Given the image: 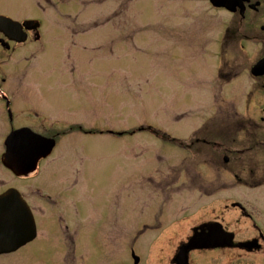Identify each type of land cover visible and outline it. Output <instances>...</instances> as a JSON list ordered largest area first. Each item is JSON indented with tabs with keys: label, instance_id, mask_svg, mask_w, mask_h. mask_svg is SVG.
<instances>
[{
	"label": "rangeland",
	"instance_id": "rangeland-1",
	"mask_svg": "<svg viewBox=\"0 0 264 264\" xmlns=\"http://www.w3.org/2000/svg\"><path fill=\"white\" fill-rule=\"evenodd\" d=\"M45 5L47 14L35 0H0V11L41 13L42 20L41 41L8 59L14 124L21 125L20 110L28 106L63 121L61 130L79 122L84 130L93 126L89 137L77 129L68 135L73 149L66 146V159L58 151L51 169L56 186L78 152L74 163L86 180L72 193L62 185V200L78 197L77 208L69 207L71 231L49 230L60 227L56 219L67 209L64 202L44 208L38 238L1 255L0 264H133L132 245L141 264H171L179 241L202 222L217 219L231 231H250L231 202L264 207V184L251 187V179L264 180V90L256 89L250 76L256 48L235 40L232 15L208 0ZM6 60L0 54V65ZM7 132L0 124V181L14 184L35 204L27 181L11 182L2 171ZM248 134L257 142L252 151ZM214 136L222 137L223 150L210 159L211 147L202 140L219 141ZM236 151L242 156L230 155ZM228 155L231 162L222 164ZM192 259L202 263L198 253ZM228 259L212 254L203 264H229Z\"/></svg>",
	"mask_w": 264,
	"mask_h": 264
},
{
	"label": "flooded vegetation",
	"instance_id": "flooded-vegetation-1",
	"mask_svg": "<svg viewBox=\"0 0 264 264\" xmlns=\"http://www.w3.org/2000/svg\"><path fill=\"white\" fill-rule=\"evenodd\" d=\"M35 1H36V8L39 11H42L45 14H47L46 13L47 9L45 4L50 3V0H35ZM29 6L30 5H28V7ZM230 7H231L230 11L224 8H217V10L225 11L227 13L229 12V14L232 15L234 22L233 36L235 35V37L237 38V39L235 38V40L238 43H247L256 48V57H255L256 59L253 65L250 67V74H251L250 76H251V80L253 81V86L256 89L262 88L264 90L263 70H257L255 74L252 73V67L260 60H264V0H232ZM55 14H57L59 17H62L61 9L60 10L56 9ZM0 17L8 18L17 24L14 25L15 28L4 27L0 25V54L7 57L6 64H3L5 61H2L3 65H0V78H1L0 124H3V126L7 127L8 130L7 135L5 137V141L8 138V136L12 134L14 131L20 129H26L42 138L51 140L54 143V148L51 154L45 159L40 160V162L38 163L37 170L33 174L27 177L18 178L11 170L7 169L1 163L2 171L7 173V175L11 179V182H13L15 179L22 180L24 182L27 181L25 187L34 189V191H30V194L33 196V199L36 200L34 201L36 202L35 204L31 202L30 197L26 195H23V197L28 203L36 221L38 219V216L41 215L39 213L42 212L44 208L45 209L48 208L50 210L51 207H56L58 206V203L64 202V205L67 207L68 210L64 208V210H61L60 213H57L56 220L58 225H60V227H58V229L52 227L49 230L66 231L68 233V231H71L70 227L66 225V223L68 222L67 219L70 217L71 214L69 212L70 210L69 207H72V210H75L77 208L78 197L72 195L70 198H66L62 200L61 195H62L63 186L65 187L66 190H69V192L72 193L73 189L78 187L80 183L82 184L86 180L84 174H82L83 172L78 170L79 165L78 164L75 165L74 163L75 159L77 158L75 156L78 154V152L73 154L72 159L69 158V165L67 168H65L62 177L56 179L58 183V185L56 186L52 182L53 176L51 174L52 173L51 169L53 164L57 160L55 158L58 156L59 152H62L64 158L66 159L68 157L66 146L70 145L73 149L74 141L69 139L71 136L68 135L72 134L74 130L77 129L78 131H82L84 135L89 137V135L93 134L92 132L93 126L92 129L87 128L86 130H84V127L81 125L82 122L78 121L79 124L70 126L68 130L66 131L61 130V127L66 128L65 125L60 126L59 124L63 121H61L60 119L57 120L56 118H50L42 114L41 109L27 106L26 108H22L20 110L21 117L22 119H24V121L21 122L20 126L15 127L14 122L17 119V116L14 111L15 104L9 93V90L7 89L8 86L7 81L9 75L6 72V68L10 63V60L8 59L10 58V56H13L15 52L16 53L18 52L19 54L17 55L21 57L20 54H23L20 53L22 49L26 48L27 46L28 47L31 46V44L33 43H38L39 41H41L42 20H41V13H35V14L28 13L25 15H15L8 11H0ZM70 43L69 46L71 47ZM76 44L77 43H72V46L76 47ZM245 48L247 49L248 47L247 46L245 47L244 44H241V49H245ZM82 50L84 51V53L89 51L88 47H84L82 48ZM249 50L250 49H248V53L249 52L253 53L252 51ZM32 53H34V56L31 59L36 57V53L35 52ZM86 54H89V52ZM68 55L69 53L67 51V56ZM27 59L29 58H26L24 60L29 61ZM71 68L72 69L70 73L73 74L75 71V67L73 66ZM84 113L85 112L81 113V116L83 118L85 116L88 117L90 112L88 111L86 114ZM261 120L264 121V119L262 118ZM247 122H249L250 124L251 123L254 124V122L253 121L251 122L250 120H248ZM63 137L66 138H64L62 141L67 139L64 143L60 141ZM215 137L219 139L220 142L217 140L208 142L207 138H203L202 140L203 144L208 143L211 147L209 150L211 152L209 151L207 152L210 154V159L213 157V155L218 156L217 152L223 150L221 144V137L214 136L213 138ZM248 139L252 140L253 142V144L251 145L252 149H249V151H252L257 145V142L254 140L255 137L252 134H248ZM43 144L44 146L47 145V143H43ZM83 148L87 150V146L81 147L82 150H84ZM206 150L203 149L202 151L206 152ZM233 154L242 156V153H240V151H236V153L233 152L230 153L231 156ZM2 156H1V161H2ZM231 158L232 157H230L229 155L223 157L222 164L226 165L230 163ZM51 159L53 160L51 161ZM211 162L215 163V160H211ZM238 162L240 161L238 160ZM73 168L75 169L74 171ZM42 174H44L43 177L44 182L42 181L38 185L36 184V180L37 178H40ZM235 179L240 180L239 178L236 177ZM1 180L2 181H0L1 182L0 185L3 188L0 190V194L6 192L9 189L16 188L14 187V184H8V181H4L3 179ZM240 182L242 181L240 180ZM251 182H252V186H251L252 188H258L264 184V180L256 182L253 179H251ZM242 184H246V183L243 182ZM81 187L85 188L83 187V185ZM154 187L155 186H153L151 189L154 190ZM219 187H221V185ZM68 199L70 203L67 201ZM259 205L260 203H253L252 205H249V203L247 202L245 203L243 201L241 202L238 200L231 202V207L239 212L240 217L247 220L250 231H231L227 227H223L221 221H218L217 219L208 220L206 222H202L198 225L191 227V231L189 232V234L186 235L177 244L175 248V254L173 253L174 256L171 259V264H176L175 259L180 251V248L186 243H188L192 235L196 231L202 232V230L200 229L201 226L205 225L203 227V232L208 233L209 231L208 227L215 225V223H220L222 225L223 230L231 234V238L229 240L230 243L228 244L218 243L213 246L212 245L206 246V248L203 249L191 250L188 253L189 264H195V262L192 259V255L197 253L198 256L201 257L200 261H202V263L199 262V264L205 263L206 260L209 259V257H212V254H217L220 255V257L224 256L225 258H229L227 261L229 262V264H264V207L262 208V210H260L258 207ZM42 206L43 208H41ZM257 213H261L262 218H260L259 214ZM147 228L149 227L148 226L144 227L145 231L148 230ZM122 238L123 240H125L124 234ZM223 239L224 238L222 237L218 238L219 241H222ZM133 240L134 239H132V241ZM76 245L78 244H75L74 247ZM134 246L135 245H132L131 248L129 249L131 261L133 262V264H138V263L141 264L142 261L140 257L135 254L136 251L134 249ZM57 247L60 251L61 246L57 244ZM125 264H132V263L128 261Z\"/></svg>",
	"mask_w": 264,
	"mask_h": 264
},
{
	"label": "water",
	"instance_id": "water-1",
	"mask_svg": "<svg viewBox=\"0 0 264 264\" xmlns=\"http://www.w3.org/2000/svg\"><path fill=\"white\" fill-rule=\"evenodd\" d=\"M210 1L215 7L231 10L232 0ZM2 23L0 22V25L5 27ZM259 67L264 68V61L253 68L254 74ZM44 141L43 138L29 133L28 130L15 131L5 142L6 153L3 155V164L17 176H26L34 172L39 160L47 157L53 149L52 141H48L47 146L42 147L41 143ZM203 227H201L202 231ZM221 236L231 238V234L225 233L219 224L213 226L207 234L196 231L188 244L180 248L175 259L176 264H188V253L191 250L218 244L220 242L218 238ZM35 237L34 217L21 194L16 189H11L0 195V256L16 252L32 242Z\"/></svg>",
	"mask_w": 264,
	"mask_h": 264
}]
</instances>
